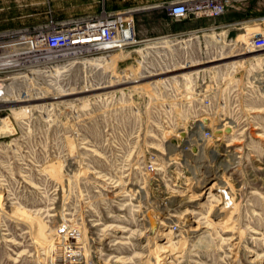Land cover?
<instances>
[{"label": "rangeland", "instance_id": "1", "mask_svg": "<svg viewBox=\"0 0 264 264\" xmlns=\"http://www.w3.org/2000/svg\"><path fill=\"white\" fill-rule=\"evenodd\" d=\"M42 2L0 0V31L32 24V12L48 9ZM50 2L58 20L105 7L103 0ZM200 18L209 29L163 42L135 36L123 50L46 51L50 60L43 64L8 62L22 69L4 76L0 100V264H264V93L251 84L264 64L253 67L249 59L234 68V82L244 88L221 103L226 120L237 123L217 132L218 158L204 159L225 179L210 196L186 198L202 191L193 182L196 164L164 149L169 140L184 144L181 119L209 111L202 96L175 111L170 106L181 91L157 95L152 80L195 76L194 87L205 85L215 67H203L216 63L194 65L220 53L230 56L217 63L229 65L242 50L249 53L253 35L264 30V0ZM221 18L235 25L221 26ZM5 50L13 57L30 51ZM138 82L141 88L134 87ZM161 210L189 217L192 226L175 220L154 229L151 212L158 223Z\"/></svg>", "mask_w": 264, "mask_h": 264}, {"label": "built area", "instance_id": "2", "mask_svg": "<svg viewBox=\"0 0 264 264\" xmlns=\"http://www.w3.org/2000/svg\"><path fill=\"white\" fill-rule=\"evenodd\" d=\"M247 1L248 0H178L165 2L161 7L171 19L182 20L187 18L217 17L231 10L243 9ZM45 3L48 4V9L46 10L47 17L45 20L33 25L0 31V100L5 91H2L4 76L12 71L22 69L19 67L10 68L13 64H18V61L13 64H8L9 61L19 59L20 61L27 60V62L30 63H45L50 60L47 56H43L44 52L48 50L55 52L59 51L60 53L68 52L69 54L71 52H78L81 49H93L95 46L108 48L109 46L114 45L118 46L113 48L123 50L134 44H129L131 41H138L135 38L134 31L131 35L127 33L131 30L130 27L134 18L133 12L130 10L110 11L104 7L99 13H88L81 16L58 20L54 18L50 0H45ZM182 36H184V34L177 37ZM10 39L17 40L10 42L7 41L8 43H5L6 40ZM18 44L26 45L31 51L30 54H20L18 57H13L14 55L10 56V54L6 52L5 49L7 47ZM251 46L252 49L250 53H258L264 57V30L261 33L253 35ZM263 73L264 69L261 73L257 72L256 77L258 74ZM235 75V72L224 75L219 79V83H215L209 78V81H205V85L202 87H194L198 88V93L196 94L206 97V104L211 103L209 99L211 98V95H217L219 97V102L225 103L226 98L240 95L241 90L244 88L234 82L235 79L237 80ZM249 87L250 86H247V88ZM177 91L184 92H180L182 96L188 92V88L184 87ZM189 96L186 99L187 101L190 100ZM207 110L209 111L207 112V117L211 114L215 116L216 121L223 120L219 123L215 121L217 131L214 132L207 128L205 132L206 136H211L213 141H215V133L220 132V129H225L224 124L226 122V114L224 111H215L211 107H208ZM197 121L198 119L189 122L181 119V122L186 124L185 129L187 130H193ZM204 121V124L206 123L205 125H209L208 121ZM222 124L223 127L221 126ZM186 135L185 130L180 133V136L184 138V144L182 146L176 145L172 140H169L164 149L172 151L173 147H176V152L178 151L179 153H182V160L194 161L195 157L198 156L201 150V144L200 142L198 144L197 142L187 144ZM212 147L216 148V146L213 145ZM184 150H189L191 154L188 153V156L184 155ZM209 156L212 157L211 155ZM154 163L155 162L149 165V168L152 170L157 168ZM222 191L223 194L224 192L226 193L224 194V201L226 202V205H229L233 202L232 198L227 194L228 192H226V189H222L220 191L221 194Z\"/></svg>", "mask_w": 264, "mask_h": 264}, {"label": "bare ground", "instance_id": "3", "mask_svg": "<svg viewBox=\"0 0 264 264\" xmlns=\"http://www.w3.org/2000/svg\"><path fill=\"white\" fill-rule=\"evenodd\" d=\"M130 29L131 30H129L127 32L129 35L133 34L132 27H130ZM249 45H247V47ZM115 46H118V45L109 46L108 48H105L103 46H95L93 49L97 50L98 52L101 51V50H107V51L108 50L109 51H111V50H113V51L118 50L117 48H113ZM244 50H245V48H244ZM48 51H49L48 56L52 55L55 52V51H51V50H48ZM30 52L31 51H29L28 53H30ZM239 54H241L240 57H235V59H232L230 61H227V63L229 65H220V63L219 64L217 63L218 61L223 60V58L222 59H215V58H220V57H223V56H225V57L226 56L227 57L230 56L229 54L224 55L223 53H220V54L216 55V57H214L212 61H209V62L206 61V62H203V63H198V64H195L194 67L203 66L204 64L216 63V64H213V65H210V66L203 67V70H209V72H210V69H212V68L215 67L214 71H211L210 72V73H213L214 74L213 76L210 77V79L215 78L216 80L217 79L219 80L222 76L227 75V74H230V73H233L234 72V68L237 69L236 68L237 66L240 65L241 67H244L246 65V62L249 59H252L249 62L253 65V67H255L256 65H259V64H262V65L264 64V57L261 56L258 53H252V52L250 53V51L248 53V52L242 50V52L239 53ZM227 67L231 68V70L229 72H228V70H226ZM198 70L200 71L202 69H198ZM54 71L57 72L58 70L57 69H54L53 72ZM172 76H166L164 78H156V79H153L152 81L154 83H156L155 86H154V89H155V93L157 95H160L161 94V95L170 96V95H172V92H169L171 90H180L181 88H184V87H187L188 88V92H186L187 94L185 93L182 96H180L181 94L180 95L179 94H176L177 96H179L178 102H177L178 104H177V106H170V107H173V109L175 111H178V112L184 111V107L182 105V102H187V100L186 99L185 100H182V99L185 98V97H187V96H189V95H190L189 98L196 97V96H202V102H203V105L206 107V109L208 107H211L213 110L218 111V112L224 111V109H223V106L224 105L222 106V104L219 102V97L217 95L216 96L211 95V98H209L210 101H211V103L210 104H206L205 103L206 97H204L203 95H198V94L195 95L194 92H190V91H192V89L194 90V86L196 84L195 83L196 82V79L193 81V79H194L195 76H193V77H189V76L188 77L178 76L176 78H174ZM206 76L207 75L204 74L203 77H205V79H206ZM205 79L203 78V80H205ZM129 80L130 81L131 80H134L135 81L136 78L129 79ZM129 80L121 81V82H118V83L119 84H124V83L129 82ZM235 81H236V79H235ZM251 82H252L251 84L253 86L259 87L260 89L263 90V93H264V73L263 74H258L257 77L256 76L253 77V80ZM143 84H144L143 82H138V83H136L134 85V87L141 88L143 86ZM252 85H250V87H252ZM81 92H82V90L79 91V93H81ZM73 93H75V92H73ZM49 97H51V96H49ZM29 99H31V97ZM194 100H196V99H194ZM204 118L205 117H203L201 119H198V121L196 122V124L194 126L195 128L193 130L192 129H189V130L185 129V132L187 134L186 135V142H187V144H193V143H196V142H197V144L199 142L201 144L200 145L201 150H200L198 156L195 157V159H194V161H195L194 163L196 164L195 173L197 175L195 176V179L196 180H194L193 182L194 183H196V182L199 183L200 186H201L200 189L202 191H200L198 193H195L194 192L191 195H188L187 194L186 198L187 197H190V199H191L190 202L199 200L200 199L199 197L204 196V195H207V194L210 196V194H212L211 193L212 190L215 189L216 183L218 181L220 183L225 182V179H224V177L222 175H219L218 172H216V171L215 172L214 171L212 172L213 169H212V166L211 165H206L204 163V159H206V157L208 155H211L213 158H218V156L220 155V153L217 150V148L212 147V145H211L212 144V141H213V138L211 136H206L205 135V132H206L207 128H209L211 131H214V132L217 131L216 124H215L216 123L215 122L216 121V118H215L214 115H211V114H210L209 117H206V120L208 121V124L209 125H205L206 123L204 124V122H205L204 121L205 120ZM224 125H225L224 127H225V130L226 131L229 130L230 128L233 129L236 126L235 120L233 121V120H231V118H229L228 120H226V122H225ZM221 126L223 127V124ZM218 135H219V133H217V134L215 133V139H218ZM188 146H190V145H188ZM176 150H177V148L176 147H173V150H172L173 153H175ZM184 152H185L184 155H187V156L189 154H191L189 152V150H186V151L184 150ZM212 177L217 178L218 180L215 181V183L210 186V183H212ZM223 188H225V187L224 186L220 187L221 190ZM220 195L221 196H224L223 194H220ZM182 197H184V196H182ZM223 212H224L223 209H220V210L217 209V215H219V216L221 215L222 216L224 214ZM151 214H152L151 215V217H152V226H153L154 229L156 228L157 224H161V225L169 224L170 222H174L175 220H179V222H186V224L190 222L189 221V217H186V218L184 217L183 218V217H181V216H179L177 214H168V213L162 211V214H160V213H158V214H160L163 219L160 217L161 219H159L160 221L157 223V219L156 218H158V217L155 216V214H154L153 211L151 212ZM187 215H188V213H187ZM153 217H154V219H153ZM182 218H183L184 221H182ZM188 225H191L192 226V223L190 222V224H188Z\"/></svg>", "mask_w": 264, "mask_h": 264}, {"label": "crops", "instance_id": "4", "mask_svg": "<svg viewBox=\"0 0 264 264\" xmlns=\"http://www.w3.org/2000/svg\"><path fill=\"white\" fill-rule=\"evenodd\" d=\"M105 3V8L110 11L119 10H130L133 12V22L131 27L134 31L135 36H137L140 42H148L152 40H157L163 42L169 38H178L187 32H192L194 30H206L210 28V22L205 21L204 18H187L182 20L171 19L165 10L161 9V5L168 1H178V0H103ZM35 2H33L34 5ZM40 5L41 2H36ZM45 4V2H42ZM37 8H33V11ZM251 12V10H250ZM33 16H36L32 21V24H37L46 19V12L42 14L38 12H32ZM66 19V18H65ZM220 21L221 26H233L235 23L232 20H226L224 18ZM258 20V18H255ZM255 19H249L253 21ZM243 20V19H242ZM247 22V20H245ZM237 23H243L238 21ZM11 29V28H10ZM136 41H132L135 43ZM21 49L29 48L24 44H18ZM30 54L28 52H23ZM21 53V54H23ZM44 55V54H43Z\"/></svg>", "mask_w": 264, "mask_h": 264}]
</instances>
